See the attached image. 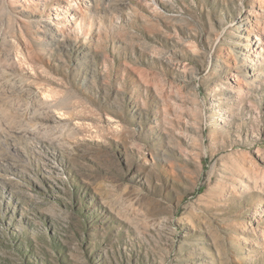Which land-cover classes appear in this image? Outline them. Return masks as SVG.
<instances>
[{
  "label": "rangeland",
  "instance_id": "obj_1",
  "mask_svg": "<svg viewBox=\"0 0 264 264\" xmlns=\"http://www.w3.org/2000/svg\"><path fill=\"white\" fill-rule=\"evenodd\" d=\"M0 264H264V0H0Z\"/></svg>",
  "mask_w": 264,
  "mask_h": 264
},
{
  "label": "bare ground",
  "instance_id": "obj_2",
  "mask_svg": "<svg viewBox=\"0 0 264 264\" xmlns=\"http://www.w3.org/2000/svg\"><path fill=\"white\" fill-rule=\"evenodd\" d=\"M256 50V49H255Z\"/></svg>",
  "mask_w": 264,
  "mask_h": 264
}]
</instances>
